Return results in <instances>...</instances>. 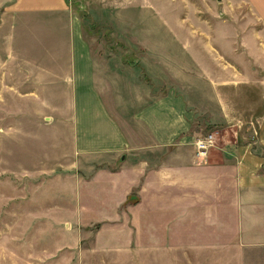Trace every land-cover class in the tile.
I'll list each match as a JSON object with an SVG mask.
<instances>
[{
  "label": "rangeland",
  "instance_id": "1",
  "mask_svg": "<svg viewBox=\"0 0 264 264\" xmlns=\"http://www.w3.org/2000/svg\"><path fill=\"white\" fill-rule=\"evenodd\" d=\"M72 4L101 66L98 88L126 135L137 138L126 125L128 115L170 83L168 70L158 68V49L167 45L181 54L185 42L162 30L166 41L149 21L121 19L115 10L84 0ZM160 8L164 17H192L191 28L209 30V58L219 51L249 61L252 46L251 62L264 78V0H161ZM50 21L0 16V264H264V247L240 252L231 236L216 247L195 227L193 237L174 239L167 222L153 225L154 214H148L152 222L139 225L135 191L124 206L115 205L98 173L116 170L118 161L75 153L69 90L35 76L49 63L56 67L70 44L65 22ZM180 65L178 87L191 88L199 137L216 133L206 125L212 112L217 116L206 83L212 76L202 78L199 68ZM249 127L255 135L256 119L244 131ZM215 137V146L224 142L221 133Z\"/></svg>",
  "mask_w": 264,
  "mask_h": 264
},
{
  "label": "crops",
  "instance_id": "2",
  "mask_svg": "<svg viewBox=\"0 0 264 264\" xmlns=\"http://www.w3.org/2000/svg\"><path fill=\"white\" fill-rule=\"evenodd\" d=\"M84 1L115 10L121 19L149 21L166 41L165 36L185 42V48L181 54L167 45L158 49L162 58L158 68L168 70L170 83L158 97L130 112L126 125L137 135L131 140L98 88L101 66L72 0H0V16L15 20L38 16L41 20H60L68 28L66 57L64 52L57 57L56 67L49 63L35 76L51 80L40 83L69 90L75 153L82 158L118 161L116 170L101 171L98 177L106 181L105 191L116 200V206H124L136 192L139 225L149 224L148 214H154L153 225L167 222L174 239L193 237L195 227L204 233L202 238L211 239L207 242L211 246H223L227 235L240 252L264 247V78L257 76L258 63L251 62L252 46L247 47L249 61L225 59L219 51L216 58H209L208 53L213 55L207 45L209 30L191 28L192 17H164L161 0ZM144 13L146 16H140ZM129 14L134 16L128 18ZM173 27L177 31H172ZM162 30H167L165 36ZM180 62L185 69L199 68L202 78L212 76L206 83L211 87L208 95L217 116L212 112L206 125L213 126L214 136L221 133L224 142H216L202 160H198L194 146L199 138L198 111L191 103V88L183 91L178 87L183 75ZM258 94L260 101L255 97ZM254 118L257 127L252 136V127L247 132L243 127L252 124ZM220 251L222 248L216 249Z\"/></svg>",
  "mask_w": 264,
  "mask_h": 264
},
{
  "label": "built area",
  "instance_id": "3",
  "mask_svg": "<svg viewBox=\"0 0 264 264\" xmlns=\"http://www.w3.org/2000/svg\"><path fill=\"white\" fill-rule=\"evenodd\" d=\"M194 146L198 160H202L206 157L209 149L215 147V136L209 134L205 137H199L196 139Z\"/></svg>",
  "mask_w": 264,
  "mask_h": 264
}]
</instances>
